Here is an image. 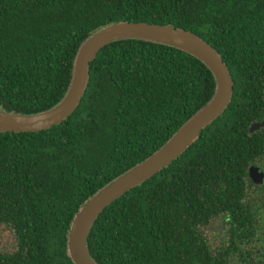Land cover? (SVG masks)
Masks as SVG:
<instances>
[{
	"label": "trees",
	"instance_id": "obj_1",
	"mask_svg": "<svg viewBox=\"0 0 264 264\" xmlns=\"http://www.w3.org/2000/svg\"><path fill=\"white\" fill-rule=\"evenodd\" d=\"M119 21L196 33L227 65L233 95L185 152L100 214L87 237L91 257L209 264L199 238L209 218L256 222L241 204L247 169L264 156V126L249 131L264 120V0H0V109L54 107L79 45ZM215 88L210 69L174 46L130 38L102 48L66 120L0 132V225L16 241L0 264H74L67 234L79 207L159 149Z\"/></svg>",
	"mask_w": 264,
	"mask_h": 264
},
{
	"label": "water",
	"instance_id": "obj_2",
	"mask_svg": "<svg viewBox=\"0 0 264 264\" xmlns=\"http://www.w3.org/2000/svg\"><path fill=\"white\" fill-rule=\"evenodd\" d=\"M130 38L163 43L190 53L210 69L216 88L208 102L159 149L101 187L79 207L67 234V255L74 264H97L91 257L87 237L100 214L124 193L169 166L185 152L201 131L227 108L233 95V80L227 65L216 49L196 33L172 25L119 21L95 31L79 45L68 90L58 104L39 113L0 109V132H38L66 120L81 102L90 78V64L99 51L113 41ZM263 126L264 120L252 123L249 131L254 132ZM249 175L256 183L263 176L255 166L250 167Z\"/></svg>",
	"mask_w": 264,
	"mask_h": 264
},
{
	"label": "flooded vegetation",
	"instance_id": "obj_3",
	"mask_svg": "<svg viewBox=\"0 0 264 264\" xmlns=\"http://www.w3.org/2000/svg\"><path fill=\"white\" fill-rule=\"evenodd\" d=\"M251 166L263 176L259 183L250 177L245 180L241 208L253 213L256 222H232L223 215L209 218V225L199 233L203 257L209 264H264V156L247 170ZM4 227L1 224L0 230Z\"/></svg>",
	"mask_w": 264,
	"mask_h": 264
},
{
	"label": "rangeland",
	"instance_id": "obj_4",
	"mask_svg": "<svg viewBox=\"0 0 264 264\" xmlns=\"http://www.w3.org/2000/svg\"><path fill=\"white\" fill-rule=\"evenodd\" d=\"M15 237L12 230L5 226L0 230V250L2 252H12L15 250Z\"/></svg>",
	"mask_w": 264,
	"mask_h": 264
}]
</instances>
